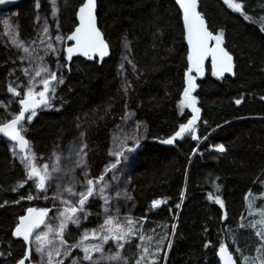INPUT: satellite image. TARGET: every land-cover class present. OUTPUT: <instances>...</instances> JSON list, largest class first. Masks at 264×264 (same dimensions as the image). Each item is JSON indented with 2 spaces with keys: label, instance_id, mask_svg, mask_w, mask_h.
<instances>
[{
  "label": "trees",
  "instance_id": "trees-1",
  "mask_svg": "<svg viewBox=\"0 0 264 264\" xmlns=\"http://www.w3.org/2000/svg\"><path fill=\"white\" fill-rule=\"evenodd\" d=\"M82 2L68 0L61 11V25L66 33L76 27V13ZM242 2L249 20L222 0H199L209 30L214 34L223 30L222 46L233 56L236 69L234 77H215L209 62L204 75L197 76L198 87L192 95L197 97L196 106L200 109L194 126L198 139L185 134L172 145L160 142L195 115L180 105L186 86L188 48L181 12L174 0H98L99 27L110 46L111 58L101 66L98 61L74 59L56 110L41 113L30 127L34 150L49 162L50 151L74 138L79 123L86 131L87 166L96 178L98 166L109 160L113 132L122 120L125 105L140 103L147 136L144 151L131 173L133 217L137 227L146 217L143 230L146 237H154L150 248L153 252L158 235L170 233L171 225H176L175 235L169 237L172 248L168 249L167 241L164 242L158 264H220L216 251L221 240L235 257L238 255L233 238L244 255H257L255 247L260 241L251 229L239 225L254 219L248 214L245 195L249 190L256 194L264 191V0ZM16 8L21 39L30 45L37 22L35 0H25ZM123 32L132 44L134 63L140 72L129 96L117 92L116 57ZM10 55L0 39V100L8 93ZM237 99L241 100L239 105L235 103ZM16 109L14 106L10 111ZM217 144L224 145L223 153L214 148ZM25 178L26 173L13 160L6 140L0 138V204L8 201L0 207V264H17L25 256L26 245L12 235L18 217L25 215L28 207L45 208L41 201L20 199L29 194L27 183L22 188L18 186ZM101 182L94 180L95 187ZM209 193L220 195L224 208L209 201ZM92 198L85 209L95 215L98 203ZM154 199L167 202L152 209ZM17 200L19 203H13ZM176 204L180 207L176 208ZM261 204L264 201L258 199L257 206ZM225 213L227 218L222 219ZM81 234V230L69 225L65 239L71 245ZM138 235L134 238L137 243ZM207 241L211 244L205 248ZM78 249L73 254L82 257ZM137 251L133 246L122 254L134 264ZM31 261L37 262L33 254ZM237 262L240 264L239 259Z\"/></svg>",
  "mask_w": 264,
  "mask_h": 264
},
{
  "label": "snow or ice",
  "instance_id": "snow-or-ice-1",
  "mask_svg": "<svg viewBox=\"0 0 264 264\" xmlns=\"http://www.w3.org/2000/svg\"><path fill=\"white\" fill-rule=\"evenodd\" d=\"M8 2L10 3L11 0H8ZM175 2L179 5L180 10H182L183 28L185 30V38L188 45L187 69L184 73L186 86L183 89V98L180 100V105L181 107L187 106L195 115H193L187 123H181L178 130L175 131L173 135L160 141L167 145L174 144L178 138L183 139L185 134H188L193 140L198 139L195 135L196 128L194 126L198 119L200 109L196 106L197 97L192 95V93L198 87L196 83L197 76H203L205 73V61L210 58L212 76L223 77L225 73L234 74L233 56L222 46L224 40L223 30L221 29L214 34L208 29L202 13L197 10L198 0H175ZM5 3L6 0H0V5ZM223 3L233 11L240 13L245 20L250 19V17L244 13L242 0L241 2H237V0H223ZM52 5V15L56 17L59 11L56 7V0H52ZM39 8L40 2L39 0H35V9L39 10ZM76 15L79 23L75 27V30L66 37L67 40L74 42L65 49L66 61H72L73 56L76 54L86 57L89 60L97 56L102 60L104 57L108 56L109 45L104 39L100 29L97 27L96 0H83L78 7ZM36 20H40L39 15L36 16ZM4 23L7 29L9 26L8 21L5 20ZM56 27L57 29L59 28L58 21ZM261 30L264 31V27H262ZM10 36L11 44L23 53V55L18 56V59L21 62L27 61L29 66L21 69L22 74L26 78L25 82H21V84L16 86H13V83L7 85V91L14 97H19L18 104L20 107L18 112L11 114L10 119H6L5 122L0 123V134L8 140L15 142L12 145L11 151L14 156H19V161L25 169L26 178L24 181L20 182L18 186L22 188L28 181H32L34 189L37 190L36 196L29 193L27 196H21L20 199L31 201L40 196H43L44 199H48L46 193L51 186V182L54 180L52 173L59 172L60 168L55 166L50 171L47 163L38 165L36 163V156L31 151L30 141L27 140L22 133L27 131L26 124L31 123L33 117L37 115L38 108L42 106H51L49 104L50 97L48 94L55 93V86L52 85V82L63 84L64 77L62 75L58 77L56 71H50L47 65L43 64V57H33L34 50L31 49L30 45L26 46L24 41L18 38V32L14 30L10 33ZM38 36L41 44L45 43V39L49 41L53 39L49 32L47 19H45L44 23L41 25ZM64 39L65 37L59 34L55 36L56 41H63ZM31 43L35 44L36 41L33 40ZM125 48H128L127 44H125ZM46 49L50 50L54 55L57 54V48L54 47L52 43H47ZM45 55H47V52ZM124 59L127 60V57L125 56ZM67 62L63 65L58 64V69L67 68L70 71L71 68ZM128 62L131 63V61ZM120 67L123 68L124 64L121 63ZM193 73H195V75H193ZM9 74L11 75L12 72ZM37 78H40L39 81H37ZM37 83L42 85V89L39 91L36 90ZM22 86L23 91L18 90ZM128 87H130V85H128ZM124 91L125 93L127 92V87H125ZM262 99H264V97H262ZM235 103L239 105L241 100L237 99ZM80 136L83 137L84 133L82 132ZM132 139L135 140L132 146L114 153L117 159L114 164L105 168V172L110 169H115L116 165L121 163L120 157H123L124 160L128 159V156L125 155V151L127 153L136 151L140 146V139L136 137H132ZM86 147L87 145L82 143L80 146L73 148L72 154L78 157V159L73 162V167L67 170L71 173L75 168L82 167L84 169L83 182L76 181L77 183H81V190L76 191L73 185L62 187L58 182L60 178H55L57 181L55 198L60 199L63 205V210L58 208L53 217L54 220H58V224L53 225L50 222H46V218L51 211L49 208L28 207L26 214L18 217V222L14 226L12 235L22 238L23 243L28 246V250L25 256L17 261V264H25V261L30 259L33 244L35 245L34 252L39 254V260L36 264H64V259L70 256L73 248H79L83 252V256L72 258L71 264H85V262L86 264H133L130 257L122 254V250L125 248L126 244L129 247L134 246L138 249V251L134 253V255L137 256L134 264H158V255L163 251L164 242L167 241L166 247L168 249L172 248L173 240L169 237L175 235L176 225H171L170 233L164 232L162 235H158V238L155 240L157 246L154 252L150 251L154 237L152 235L146 237L145 235L143 221L146 220V217L141 218L139 226L137 227V222H135L131 216L125 217L123 223H121L117 217L110 214V210L107 207L109 201L104 195L108 184H101L98 189L95 187L94 180L95 182L103 181L104 173H101L99 177L89 178L87 162L85 160L87 153L84 152V148ZM214 148L221 153L225 151L223 144L214 145ZM17 149H19V151H17ZM56 160L58 164V156ZM112 179H116V177L113 176ZM216 189L218 192L219 185H216ZM16 190V188H13V191ZM62 192L68 193L69 197H74L75 200L71 198L65 199ZM95 195H99L100 198L104 200L105 204V219L103 223L99 225V231L96 229H84L79 239L69 245L68 241L65 239V231L68 225L73 224L79 228L81 220H87L89 213L86 211L85 205L88 203L89 198ZM116 195L119 196L120 193L117 192ZM128 198L131 199V197ZM183 199L184 192H181V202ZM207 199L209 201H214L221 208H224V201L221 199L220 195L209 193ZM258 199L264 201V191H260L256 194L249 190V193L245 195L248 214L253 216L254 219L247 224L242 223L239 225L242 229H251L253 234L260 241L255 247L257 255H244L241 248L238 246V242L233 238L232 243L237 245L234 251L238 254L234 258L233 251L229 250V245L221 240L216 251L220 259V264H237L238 259L240 264H264V204L257 206ZM166 202V199H154L151 201V208L156 209ZM7 203L8 201H4L3 204H0V207H4ZM13 203H19V200L13 201ZM175 207L179 208L180 204H176ZM169 211H171V209H169ZM226 218L227 213L224 214L222 219ZM243 219L244 217L241 216V220ZM114 220L116 221L115 223ZM41 225L44 226L43 230H40ZM149 231L154 232L155 229H149ZM205 232H207V229H205ZM137 233H139V243L132 239ZM91 240H96L98 242L85 243V241ZM109 241L112 242L115 251H113L112 246L106 250L105 245L109 244ZM210 244L211 241H207L204 247L208 248ZM0 255H3V253H0ZM57 257H60V259H57Z\"/></svg>",
  "mask_w": 264,
  "mask_h": 264
},
{
  "label": "rangeland",
  "instance_id": "rangeland-1",
  "mask_svg": "<svg viewBox=\"0 0 264 264\" xmlns=\"http://www.w3.org/2000/svg\"><path fill=\"white\" fill-rule=\"evenodd\" d=\"M40 2V8L39 10H36V16H40V20L36 22V26L34 29V37L33 40L36 41L35 44H30L31 49H33V57L40 56L43 57V64L47 65L50 71H56L57 76H63L64 77V83L63 84H56L55 82H52V85L55 86V93L51 94L49 93V104L50 107H43L39 111H37V115L33 117L31 123L26 124L27 131L23 133L25 135L26 139L30 141V147L31 151L36 156V163L38 165H42L44 163H47L49 165V170L55 166H58L60 168L59 172H53L52 175L54 177V180L51 182V186L48 189V192L46 193L48 196V199H44L43 196H40L36 199H33L31 201H41L44 203L45 208L51 209L50 216L47 219L46 222H50L53 225L58 224V220H54L53 217L57 212V209L63 210V205L61 204L60 199H56V177H59V183L62 187H66L68 185H73L75 187L76 191L81 190V183H77L76 181L83 182V171L84 169L82 167L75 168L73 172L69 173L67 170L69 168L73 167V162L78 159L74 154H72V150L75 147L80 146L82 143L85 144V133L83 127L80 126L78 123L77 130H76V136L72 138L67 144H65L63 147H56L50 151L52 160L47 162L44 160V157L39 155L33 148L34 140L32 138V133L30 130L31 124L34 122L35 119L38 118V116L41 113L44 112H51L56 110V102L58 99H60V91L63 85L67 81L68 76V70L67 68H59L57 65H63L66 63L65 60V42L66 37L70 33H66L61 25V11L67 4L68 0H56V7L59 9L58 14L56 17H53V5L52 0H39ZM47 19L48 25H49V32L53 39L51 41L45 39V43H40V38L38 36V32L41 30V25L44 23V20ZM8 21V28H5L4 21ZM59 23V28L57 29L56 23ZM15 30V32H18V38L20 40V24H19V18H18V9L17 8H10L5 10H0V39L3 41L4 45L8 48L10 51V58H11V69L9 71L12 72V74H8V84L13 83V86H16L18 84H21V82H25L26 78L22 74L21 69L24 67H28V62L24 61L21 62L18 59V56L23 55L21 50L17 49L15 46L11 44V36L10 33H12ZM59 34L62 37H65L63 41H56L55 36ZM52 43L54 47L57 48V54H53L50 50L46 49V44ZM125 44L128 45V48H125ZM27 46V44H25ZM47 52V55L45 53ZM127 57V60L124 59V57ZM117 60V71H118V77H119V85L117 92L124 95H132L133 91L136 88V83L138 80V77L140 75L139 69L136 67L133 59V53H132V44L130 40L128 39V36L126 32H123L121 35V43H120V49L119 53L116 57ZM128 61H131L129 63ZM121 63L124 64V67L121 68ZM14 70V71H13ZM43 75V74H42ZM19 78V79H17ZM40 78H37V81H39ZM130 85V87H128ZM127 87V92L125 93L124 89ZM42 89V85L37 83L36 84V90L39 91ZM18 90L23 91V86L19 88ZM19 97H14L11 93H7L6 97L0 100V123L5 122L6 119L11 118L12 113H16L19 110V104H18ZM14 106H17L16 110L10 111ZM140 103L136 102L134 105L131 103H127L124 108V113L121 122L118 124V126L115 128V131L113 132V137L111 140V144L109 147V160L106 163H103L98 166V175L100 176L101 173H104V180L100 183L98 188L101 186V184H108V187L105 189L104 195L108 198V205L107 207L110 210V214L114 217H117L119 222L123 223L124 218L127 216H131L134 220L133 213H134V199H133V191H134V185L132 183V177L131 173L133 171V168L135 167V164L138 162L140 156L142 155L144 151L143 142L146 139L147 136V124L144 120V118L140 114ZM138 127V130H137ZM84 133V136L81 137L80 134ZM132 137H136L140 139V146L136 149L135 152L127 153L125 151V155L128 156L127 160H124L123 157H120L121 163L116 165L115 169H110L107 172H105V168L111 164H114L117 157L114 155L115 152L121 151L126 149L127 147L132 146L135 143V140L132 139ZM7 145L10 150V154L14 161L18 162L22 168L24 169L23 165L19 161V156H14L11 148L13 143H10L8 141ZM123 142V143H122ZM17 151H19L17 149ZM85 152V148H84ZM59 157V162L57 164L56 157ZM85 160L87 162V159L85 157ZM25 171V169H24ZM87 171L89 174V178H94L92 170L87 166ZM26 173V172H25ZM115 176L116 179H112V177ZM27 188L28 193H32L34 196H36L37 190L34 189V186L32 184V181L27 182ZM97 188V189H98ZM119 192L120 195L117 196L116 193ZM62 195L65 199L71 198L75 200L74 197H69L68 193L62 192ZM128 197H131L129 199ZM92 201L94 203H98L95 206V215H92L88 209L86 211L89 213L87 220L82 219L81 225L79 228H77L73 224L75 228L81 230L83 233L84 229H96L99 231V225L103 223L105 219V204L104 200L100 198L99 195H95L92 198ZM87 206L91 205V200L88 201ZM118 210V211H117ZM92 216H96V218L93 220ZM135 221V220H134ZM116 221L114 220V223ZM68 225V226H69ZM44 229V226L41 230ZM40 231V230H39ZM135 236L132 237L134 240ZM135 241V240H134ZM97 243L96 240L91 241H85V243ZM70 245V244H69ZM112 246V242L109 241V244L105 245L106 250ZM35 245H32V254L35 256L36 261L39 260V254H36L34 252ZM131 248L127 244L125 245V249ZM77 248H73L71 251V254L68 258L64 259V264H71V259L75 256L74 251ZM115 249V248H114ZM82 256L83 252L78 249ZM57 259H60V257H57Z\"/></svg>",
  "mask_w": 264,
  "mask_h": 264
},
{
  "label": "water",
  "instance_id": "water-1",
  "mask_svg": "<svg viewBox=\"0 0 264 264\" xmlns=\"http://www.w3.org/2000/svg\"><path fill=\"white\" fill-rule=\"evenodd\" d=\"M25 0H11V2L9 3L8 2V0H6V3L5 4H3V5H0V10H5V9H10V8H16V7H18L22 2H24ZM223 1V0H222ZM174 2H175V0H174ZM176 3V2H175ZM176 5L178 6V8H179V5L176 3ZM179 10H180V8H179ZM198 11H200V4H199V0H198V9H197ZM78 11V10H77ZM180 12H181V16H182V10H180ZM76 21H77V25H78V23H79V20H78V17H77V15H76ZM96 21H97V27L100 29V27H99V20H98V0H96ZM206 21V20H205ZM182 24H183V18H182ZM206 24H207V22H206ZM76 25V26H77ZM207 27H208V24H207ZM184 29V28H183ZM209 29V28H208ZM74 30H75V28H74ZM73 30V31H74ZM100 31H101V29H100ZM101 33L103 34V37H104V39L106 40V38H105V35H104V33L101 31ZM71 34V33H70ZM69 34V35H70ZM184 37H185V30H184ZM106 42H107V40H106ZM74 42L73 41H69V40H67L66 39V42H65V49L67 48V47H69V46H71L72 44H73ZM108 43V42H107ZM185 43H186V46H187V48H188V45H187V40H186V38H185ZM210 43H214V42H210ZM109 45V44H108ZM65 55H66V52H65ZM111 56H112V52H111V49H110V46H109V55L108 56H106V57H104L102 60L97 56V57H95L94 59H92V60H89L88 58H86V57H83V56H80V55H78V54H76V55H74L73 56V58H72V61H70V62H67L68 64H69V67H71V64H72V62H73V60L74 59H76V58H82V59H84V60H86L87 62H90V63H93V62H95V61H98V63H99V65L101 66L103 63H104V61H106V60H108V59H110L111 58ZM65 60H66V56H65ZM210 62V58L208 59V60H206L205 61V66L208 64ZM233 64H234V68H233V73L234 74H232V73H225L224 74V76L223 77H219V78H225V77H234V75H235V69H236V67H235V62H234V59H233ZM68 70V69H67ZM68 72H69V70H68ZM41 108H43V106L41 107ZM41 108H38L37 109V111H39ZM27 115V114H26ZM23 134V133H22ZM0 138L1 139H4V140H6V141H8V142H10V143H15V142H13V141H10V140H8L6 137H4L2 134H0ZM19 150V149H18ZM26 214V213H25ZM49 216H50V212H49V214H48V217L46 218V221H47V219L49 218ZM43 228V225H41V229ZM40 229V230H41ZM37 231H39V230H37ZM15 237V236H14ZM17 240H21L22 241V238H18V237H15ZM26 247H27V250H28V246L26 245ZM27 250H26V252H27ZM230 250V249H229ZM217 258H218V260H219V262H220V259H219V256L217 255ZM234 258H235V256H234ZM32 255L30 256V259H28V260H26L25 261V264H35V263H33L32 261ZM237 264H238V262H237Z\"/></svg>",
  "mask_w": 264,
  "mask_h": 264
}]
</instances>
